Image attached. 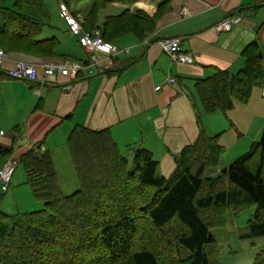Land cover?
<instances>
[{
    "label": "trees",
    "instance_id": "16d2710c",
    "mask_svg": "<svg viewBox=\"0 0 264 264\" xmlns=\"http://www.w3.org/2000/svg\"><path fill=\"white\" fill-rule=\"evenodd\" d=\"M63 1L69 8L70 0ZM111 2L91 0L82 24L115 42L129 34L144 40L169 1L154 16L124 10L101 17ZM262 6L264 0L235 11L255 12ZM46 28L54 27L43 0H0V48L9 56L22 54L31 62L67 60L57 53L59 40L43 36ZM241 56L245 62L236 74L217 68L195 81L205 113H226L234 101L247 103L252 89L263 84L262 44L253 41ZM200 125L168 177L150 151L137 148L129 157L110 130L75 125L66 141L79 184L71 194L63 193L48 150L21 154L26 183L44 204L14 216L0 211V264H221L211 228L224 225L228 213L251 206L248 237L264 236V127L244 154L218 176L207 177L208 169L219 165L223 146L220 133L209 136ZM13 153L0 147V170ZM251 264H264V248Z\"/></svg>",
    "mask_w": 264,
    "mask_h": 264
},
{
    "label": "crops",
    "instance_id": "0c3cea01",
    "mask_svg": "<svg viewBox=\"0 0 264 264\" xmlns=\"http://www.w3.org/2000/svg\"><path fill=\"white\" fill-rule=\"evenodd\" d=\"M164 1L112 0L101 17L124 10H143L154 16ZM168 1L153 33L144 40L132 34L116 40L113 43L120 52L99 66H90L86 50L60 17L58 4L55 7L52 0H43L54 27L46 28L43 36H55L59 40L57 53L83 64L85 69L76 78L58 74L45 80L13 79L7 71L15 59L27 57L11 53L0 69V147L13 149L17 158L38 145L48 150L63 191L55 155L59 147L67 146L72 128L81 125L92 130L108 129L122 153L130 157L137 148H144L152 153L162 175H171L176 156L196 139L200 124L207 135L214 136L209 125L213 115L204 112L196 97L195 81L217 68L236 74L245 62L242 52L255 40L264 49V6L255 12L237 13L235 10L261 0ZM90 2L70 4L69 9L82 21ZM235 12L242 21L230 32L217 34L211 30L215 22ZM170 38L179 39L180 52L189 55L192 64L175 62L161 49L160 40ZM170 77L175 84L167 83ZM255 88H260L263 95V84L254 87L251 95ZM225 165L210 169L207 177L218 176ZM21 183H26V177ZM74 183L66 186L75 187V191Z\"/></svg>",
    "mask_w": 264,
    "mask_h": 264
},
{
    "label": "rangeland",
    "instance_id": "374dc122",
    "mask_svg": "<svg viewBox=\"0 0 264 264\" xmlns=\"http://www.w3.org/2000/svg\"><path fill=\"white\" fill-rule=\"evenodd\" d=\"M52 1L56 7L58 0ZM84 1L70 0V4L76 6L77 3L85 4ZM211 115H213L209 123L211 132L213 135L221 134L220 142L224 148L219 164L228 165L244 154L253 142L260 139L264 126V96L261 89L255 88L247 103L234 101V108L230 112L217 111ZM55 161L62 179L63 192L71 194L75 187L66 185L75 181L77 190L79 184L66 145L59 147ZM213 168H209L206 175H209L210 169L214 171ZM25 177L24 168L18 164L7 190L0 189V194L3 193L0 197V211L3 214L14 216L37 211L43 207L44 202L33 197L29 185L21 183V179L24 180ZM254 210L255 206H251L235 213H228L224 225L211 228L221 264H251L256 254L264 248V236L248 237V221L252 219ZM2 221L9 222V218H3ZM187 250L184 249L185 254Z\"/></svg>",
    "mask_w": 264,
    "mask_h": 264
},
{
    "label": "built area",
    "instance_id": "2783aa9c",
    "mask_svg": "<svg viewBox=\"0 0 264 264\" xmlns=\"http://www.w3.org/2000/svg\"><path fill=\"white\" fill-rule=\"evenodd\" d=\"M59 15L65 22L69 33L75 37L78 43L86 50L90 66L101 65L104 59L116 55L120 52V48L113 42L105 41L101 37V32L96 29L92 32L86 31L83 27L81 19L77 18L64 1H59ZM242 16L233 14L215 22L211 30L214 33L230 32L235 26L240 24ZM179 39L170 38L162 39L159 42L161 49L175 62L192 64L193 59L179 50ZM10 56L2 48H0V69L4 62ZM85 69L81 63L68 60H43L39 62H31L23 59H15L13 67L7 71V75L13 79L35 81L56 77V75L68 76L76 78L77 75ZM167 83L175 84V79L170 77ZM160 86L156 87L159 90ZM263 95H264V79H263ZM36 152L43 151L41 148L35 147ZM19 164L18 158L15 156L9 158L0 170V187L3 191L7 190L13 173Z\"/></svg>",
    "mask_w": 264,
    "mask_h": 264
}]
</instances>
